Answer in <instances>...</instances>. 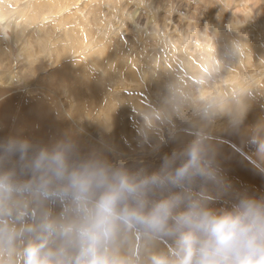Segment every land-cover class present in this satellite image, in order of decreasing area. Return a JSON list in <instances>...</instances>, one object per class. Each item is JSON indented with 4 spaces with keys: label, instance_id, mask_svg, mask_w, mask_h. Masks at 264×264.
Listing matches in <instances>:
<instances>
[{
    "label": "bare ground",
    "instance_id": "1",
    "mask_svg": "<svg viewBox=\"0 0 264 264\" xmlns=\"http://www.w3.org/2000/svg\"><path fill=\"white\" fill-rule=\"evenodd\" d=\"M207 1L210 9L215 5L217 11L210 12L216 15L203 26L205 36L199 44L191 45L190 35L173 36L158 28L155 0H0V181L11 184L13 190H0V204L9 205V209L25 205L32 212L39 210L24 228L12 232L5 230L0 218L1 259L4 253L9 263L31 264L25 260L28 245L38 246L42 258L53 253L47 264H181L180 239L185 233L198 242L192 250L195 259V251L206 238L195 219L189 225L168 220L162 229L138 222L114 223L102 236L89 234L87 225L74 226V231L43 228L36 222L38 217L47 225L63 215L62 199L57 204L53 195H83L73 186L74 173L67 166L82 174L97 172L99 163V172L108 178L110 168L112 178L123 179L127 188L136 192L165 189L183 212L194 206L213 217H240L249 205L264 211V0H242L240 15L226 11L216 0ZM29 24L33 26L29 30L23 27ZM121 35L130 37L119 40ZM15 46L22 52L18 63L13 60ZM147 47L149 54L143 52ZM148 59L155 66L151 70ZM160 67L162 78L170 81V88L162 94L168 125L162 127L161 134L145 126L158 149L154 144L147 150L141 145L145 155L139 156L130 137L118 142L111 131L117 118L136 122L139 114L143 119L139 109L144 113L147 109L138 108L140 103L130 111L135 104L131 95L127 91L109 94L105 84L114 78L136 79L137 89L145 88L155 68ZM209 90L216 94L217 107L203 114L200 110ZM148 92L145 89L144 99L152 98ZM126 98L131 105L121 102ZM104 100L115 114L111 116L114 121L107 120L105 132L99 117L92 128L75 122L72 127L71 121L80 116L93 122L91 111ZM115 101L120 104L114 105ZM109 143L113 150V145L120 148H115V153H120L118 165H123L119 170L104 161ZM148 155L155 161L144 165ZM186 165L187 171L178 177ZM164 172L167 177L162 180L159 177ZM24 195L38 201L31 204ZM130 195L121 199V211L129 210L127 201L137 196ZM75 203L81 205V201ZM76 206L67 216L82 212L86 217L90 209L84 204L79 209ZM21 219L18 216L16 221L21 224ZM129 230L134 241H145L146 246L124 241ZM21 231L24 241L18 244ZM53 238L55 248L50 251L47 241ZM98 240L104 242V249L94 247ZM249 259L259 260L260 256Z\"/></svg>",
    "mask_w": 264,
    "mask_h": 264
},
{
    "label": "rangeland",
    "instance_id": "2",
    "mask_svg": "<svg viewBox=\"0 0 264 264\" xmlns=\"http://www.w3.org/2000/svg\"><path fill=\"white\" fill-rule=\"evenodd\" d=\"M253 1L256 2V0H253ZM216 2H217V5H218V3H219V5L222 4L220 6H223V7H225V9H228L226 11H229L231 13H236L238 15L241 14V11L244 8V2L242 0H216ZM155 3H156L155 4V8L153 9L155 11V17H156V15L158 13L159 15H157L156 20H157V22H159L158 20H160V22H161V23L160 22L157 23L158 28L164 30V32L167 31L168 34L173 35V36H176V35L178 36L179 34H182V33H183V35H190L192 37L190 39L191 40V45H193V44H199L198 41L202 40V37L205 36V34H204L205 33V30L203 29V26H205L206 24L208 25L210 22H212V19H213L212 16H214L216 14H214V13L212 14L211 12L217 11V10H214L216 8L215 5L213 6L212 9H210L211 4L208 3V1L206 2V0H202V1L201 0H155ZM230 3H231V5H230ZM157 9H158V11H157ZM162 10H164V11H162ZM159 16H161V17L159 18ZM31 26H32L31 24H29V26L23 25V27L24 28L27 27L28 30H29V28ZM189 27H192V28L190 29ZM189 30H190V32H189ZM206 32H207V30H206ZM8 33H9L8 34L9 36H12L9 31H8ZM117 37L119 38V40H125V39L129 38L130 35H124V37H122V35H121V37H119V36H117ZM194 39H197V40L192 41ZM133 46H134V44H132V47H131L132 49H134ZM142 51H141V53H142ZM145 51H146V53L148 52V54H149V51H151V49H149V47H147V49H145L143 52L145 53ZM13 52H14V54H13V60H14V62H17L18 63V62L22 61L21 58H20V56H19V54L21 55L22 52L21 51H17V46L14 47V51ZM129 55H131V54H129ZM135 62H136V60L134 61V64H135ZM147 63H148L147 67L150 70H151V68H154L155 67L150 62V60L147 61ZM151 64H152V66H151ZM144 67L141 66L140 68H144ZM160 69H161V67H160ZM160 69L159 68L158 69L155 68L156 72H154V71H151L150 72V73H152V72H154V73H152V75H151V79H150L151 82L149 81L150 83H147V85H145V88L137 89L138 88L137 87L138 84L135 81L136 79L133 80V81H131V79L130 80L129 79L128 80H121L119 78H114V79L110 80L111 81L110 83L109 82H106V84H105V90H107L106 92L109 93V94H112V93H114V94L115 93L116 94H120L119 92L124 93V92L127 91L128 92V95H131L129 97H132L133 98V99L131 98V100H133V102L135 104H133V106H132V108H131L130 111H133L136 108V104L139 105L140 103H141L140 104V107H138V108H142L144 110H145V108L147 109V111H146L147 113H144V112H142L139 109V113L143 114L142 115L143 119L140 117V114H139L137 116V120L138 121H136V122H130L126 118H117V120H118V122L116 123L117 126H115L116 128L113 127L114 128V131H111V137L117 139L118 142H120L119 141V138H121V142H123L122 139H124L126 137H130L129 140L133 143V145L135 147H137V150H135V152L139 156L145 155V154L142 153L143 149L140 150V146L141 145H144L146 147V150L149 149V148L153 149V147H155V150L158 149L157 142L151 143L152 140H151V137H149V135H152L151 130L148 129V128H146L145 126H148L151 129H154L155 132L157 130L161 134V132L162 133L164 132V129L162 127H165V126L168 125V123L166 121H164V119L168 117V114H167V112L163 111L164 108H165V106L163 105L162 94H163L164 91H166L167 89L170 88V81L168 79H163L162 78V73L163 72H162V69L161 70ZM258 83L259 82H256V83L252 84L248 89H250L253 85H257ZM167 86H169V87L167 88ZM145 89H147L149 91L148 93L151 94V96H152L151 99L152 100L151 99H144L146 97H144L142 94H144ZM248 89L246 91H248ZM139 90H142L143 93H140L139 94ZM150 90H152V91H150ZM211 91L209 90V92H207V99H206L205 103L202 105V110H200V111L203 112V114H205L207 112L206 110H208V109L210 110L212 107L213 108H216L217 107L216 94H214V92H211ZM103 92H105V91H103ZM63 93H62L61 96L65 97L66 96V93L65 92H63ZM134 96H139V97H134ZM135 99H137V100H135ZM126 100H127V98L125 99V101H121V102H124V105L125 104H127V105L130 104L131 105L132 101L130 100V98L127 101ZM137 101H138V103H137ZM92 102H93V100L90 102V104ZM156 102H157V104H155ZM105 104H106V101L104 100L103 103H102V105L100 104L99 105L100 107L98 106L100 109L98 107H96V108H98V110L96 108H93L92 109L91 114L93 116L91 115L90 118H91V120H93V122H90V120L88 121L86 118L80 116V117L74 118V120L71 121L72 127L75 124H79V125L82 124L85 128H92V126L95 124L94 121L96 119H98V117H99L101 119H99L97 121L103 123V125L101 126L103 128L101 130L103 132H105V127H106L105 124L108 123L107 120H111L112 119L114 121V117H111V116H115V114H113V111L112 110L109 111L110 110L109 107L107 108ZM115 104H118V102L115 101L114 102V105ZM171 104H173V101L171 102ZM88 107L89 106L86 105L84 109L86 110ZM149 107H151L150 111H149ZM103 108H105L106 111ZM100 110H102V111H100ZM170 110H171V108H170ZM161 112H162L163 115H161ZM232 112H233V116H234V111H232ZM172 113L173 112H170L171 115H173ZM108 115H109V117H107ZM74 122H75V124H74ZM138 125H139V127H140L141 130L138 129V127H137ZM142 125H144V126H142ZM110 127H112V126H110ZM142 129L144 131L147 130V132H144L143 133L142 132ZM108 132H110V131H108ZM212 132L213 133H217L218 131L217 130H212ZM121 133H125V134L122 135ZM147 133H149V135ZM115 139H112V140H115ZM156 140L158 141V139H156ZM90 141L96 143L92 139H90ZM87 142H89V141H87ZM98 144H100V143L97 142L96 145H98ZM150 144L151 145L154 144L155 146L153 145V147H152ZM109 146H110V143H109ZM103 147L104 146L102 145V148ZM110 147L111 148L105 147V153H106L107 157L104 159V161L106 163H108L110 165V167L113 168L114 170L115 169L116 170H119L123 166V165H118L119 164L118 161L120 159V158H118V156L120 154L118 152L119 151L118 149H120V148H118V146L115 147L113 145V148H114V150H113L112 149V146H110ZM115 148H116V150H118L117 153H115L116 152ZM160 150H163V147H161ZM167 151L165 152V155L168 156V153H170V151H168V152ZM116 157H117V159H116ZM156 160L158 161V159H156ZM154 161H155V159L153 157H151L150 155H148V157L146 158V161L143 160L142 162L144 163V165H147L148 162H149V164H151V163H154ZM96 166L97 167L95 168V171L99 172L100 170L98 168H100L101 166L99 165V163L96 164ZM140 166H142V165H140ZM67 167H69L73 171L74 174H78V172L75 170L76 168H74L72 166H67ZM93 168H94V166H93ZM107 170L109 171L108 181L113 186L119 188V186H120V181L119 180L120 179H118V177L112 178L113 171L110 168H107ZM166 173L167 172L162 173L161 174L162 177H159V178H162V180H164L167 177V176H165ZM156 180H159V179H156ZM161 182L163 184L164 183H166V184H173L170 181H164V182L161 181ZM1 183H2V185H1ZM10 186H12V185L9 184V183L5 184L4 182L0 181V190L3 189V190H6L8 193H10V192L13 193V190H12V188ZM157 189L154 190V191L151 190V192L148 190V188H146V191H142V192H136L133 189L131 191H128V192L125 191V193H127L128 195L133 194V193H134V195H137L136 198H134L132 201H130V200L127 201L128 205H129V210H136V211L141 212V214H147L148 211H150L156 204H158V201L159 200H160L159 201V203H160L162 201L170 200L171 199V197L169 196L170 195L169 194L170 192L169 193H168V191L166 192L165 189L162 190V191L159 188H157ZM149 192H150L151 195L149 194ZM22 194H23V192H22ZM80 195H82V194H80ZM128 195H126V194L124 195V193H123V197L124 196L125 197L122 198V199H125ZM131 196L132 195H130V197ZM52 197H55V198H52V199H54L53 202H56L57 204L60 203L59 198L62 199V203H60V204H62V211H61V213H63V215L61 216V219L60 220H56L55 222H52V221L49 222V221H47V225H46V221L40 220V218L38 217L37 220H36V222L37 223H40L43 228H50L52 226L54 228H58L59 227V229H64L65 231H74L75 230L74 229V226H84V225H87L86 224V217H85V215L82 212L80 213V215L67 216L69 214L68 212L71 211L69 209H71L72 207L76 206L77 203H75V202H80V201H81V205L80 206H76L77 209H79L82 206V204H84L86 207H88L89 209H91L93 203L95 202V199L97 198V194L96 195L95 194H87V195H84L83 194L82 196H78L77 195V197H69L68 195L65 196L64 194H63L62 197H59V195H56L55 194V196L53 195ZM24 198H25V201L27 200L28 202H31V204L34 203V201H38L37 200V197L36 198H33V197L31 198L30 197V200H29V198H26V196L24 195ZM138 198H140V199H138ZM73 199H75V200H73ZM126 199H128V197ZM135 199H137V200H135ZM0 201H1V194H0ZM34 206L35 205H33V208H35ZM33 211L34 212H32L30 209L26 208L25 205L22 206V207H20V208L18 207L16 209H9V205L6 206L5 204H2L1 203L0 204V212H1L0 213V218L3 217V220L1 222V224H3V225L6 226V229L5 230H7L8 232H12L11 230H15L16 231L18 229L24 228V226L27 225L28 222H30L32 215H34V216H37L38 215L37 214L39 212L38 209L37 210L34 209ZM178 211H179V207H176V205H175V207L173 209L172 216L169 218V220H176L175 217L178 216L179 214L183 213L182 210L179 211L181 213H179ZM18 216H20V217L23 218V219H21L22 220V223H21L22 225L19 223L20 221H18V222L16 221V219H17ZM86 216H87V214H86ZM34 220H35V217H34ZM133 222H135V221L125 222V221H122V220H117L115 222V224L116 223H133ZM123 232L124 231H122V233ZM149 235L151 236V234H149ZM24 236H25V234L21 231L20 232V236L17 239L18 240V244H20L19 242H21L23 244V241H24V238L23 237ZM122 237H124V235H122ZM9 238L10 237L6 238V240H9ZM42 240L45 242L47 240V238H46V240H45V238L42 239ZM123 240L126 241L129 244H132V246L133 245H136V246L139 247L140 244H143V246H146L145 241L144 242L136 241V240L134 241V239H132V237H131L130 230H129L128 236H126V238L123 239ZM43 241H42V243H43ZM47 242H50V244H49L50 251H52V249L55 248L54 245L56 243V238H53V239H51V241H47ZM15 245H16V242L14 243V246ZM14 246H11V247L14 248ZM105 246L106 245L104 244V242L102 240H98L94 244V247L95 248H97V247L98 248H101L102 247L104 249ZM27 247H28V250H27V256H26V259L25 260L28 261V262H30L31 264H47L46 263L47 261L50 263L49 260L50 259L51 260L53 259V253H46L44 255V258L45 259L42 258L41 255L38 254L39 253L38 246H33L32 247V246H28L27 245ZM11 253H12V251H11ZM107 254H108V250L106 251V255ZM4 255L5 254L3 253V258L2 259H1L2 256L0 257V264H12V263H9L5 259L7 256H4ZM9 257L11 259L12 256L9 255ZM176 259H177V257H176ZM43 260H45V261L43 262Z\"/></svg>",
    "mask_w": 264,
    "mask_h": 264
},
{
    "label": "clouds",
    "instance_id": "3",
    "mask_svg": "<svg viewBox=\"0 0 264 264\" xmlns=\"http://www.w3.org/2000/svg\"><path fill=\"white\" fill-rule=\"evenodd\" d=\"M195 154L192 163H195ZM59 162V158H55ZM188 165L181 168L177 176H183ZM72 183L82 194L90 191L97 193V198L86 216L89 234L102 236L117 220L135 221L152 229L164 228L172 216L176 205L174 200H165L156 204L147 214L136 210H120L118 205L127 188L123 179L119 188L113 186L102 172H84L73 174ZM177 223L189 225L195 219L197 227L205 235V240L197 247V241L188 233L181 236L180 244L184 258L181 264H264V211L249 205L246 213L240 217H213L204 211H197L193 206L175 217ZM252 255L259 260H250Z\"/></svg>",
    "mask_w": 264,
    "mask_h": 264
}]
</instances>
